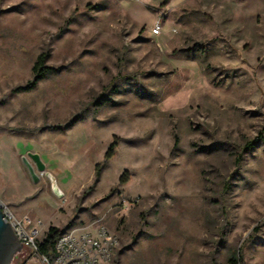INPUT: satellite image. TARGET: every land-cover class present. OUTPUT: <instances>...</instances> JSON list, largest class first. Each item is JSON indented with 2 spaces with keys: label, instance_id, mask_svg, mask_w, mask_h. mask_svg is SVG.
Wrapping results in <instances>:
<instances>
[{
  "label": "rangeland",
  "instance_id": "1",
  "mask_svg": "<svg viewBox=\"0 0 264 264\" xmlns=\"http://www.w3.org/2000/svg\"><path fill=\"white\" fill-rule=\"evenodd\" d=\"M0 205L112 264H264V0H0Z\"/></svg>",
  "mask_w": 264,
  "mask_h": 264
},
{
  "label": "built area",
  "instance_id": "2",
  "mask_svg": "<svg viewBox=\"0 0 264 264\" xmlns=\"http://www.w3.org/2000/svg\"><path fill=\"white\" fill-rule=\"evenodd\" d=\"M158 34L160 27L154 29ZM5 220L12 226L22 246L16 258L28 255V259L37 258L42 264H112L113 256L119 243L117 238L105 228L95 233L77 231L62 234L55 246V256L50 258L40 254L42 225L28 217L16 218L5 206H2ZM79 234V235H78Z\"/></svg>",
  "mask_w": 264,
  "mask_h": 264
},
{
  "label": "trees",
  "instance_id": "3",
  "mask_svg": "<svg viewBox=\"0 0 264 264\" xmlns=\"http://www.w3.org/2000/svg\"><path fill=\"white\" fill-rule=\"evenodd\" d=\"M46 59H47V55L46 54H43V55H41L38 58L37 62L35 63V66L33 68V72H34V75H35V80L32 83H30L28 86H26V87L18 88L15 92H17V93L33 92L37 88V85L41 81H43L46 77H48L50 75V73H51L50 69H48L45 66L46 65ZM73 126H74V121L71 122L69 125H67L65 127V129H69V128L73 127ZM56 129H58V128H56ZM116 146H117V144H114L111 147V149L109 150V152L107 153V155L105 157L106 161L111 160L115 156ZM103 169H104V164L97 165L96 172H95V177H96L95 182L96 183L100 180L102 172H103ZM125 177L121 178L120 182L122 184L127 183ZM64 233L65 232L62 231L59 228L51 227L49 229L48 233L46 234V237H45L44 241L40 244V254L48 256V257L53 259L54 256H55L56 243H57L59 237L62 234H64ZM27 260L28 259L22 260L21 264H25ZM230 263L231 264H240L241 261H240V259L235 257V258H232L230 260Z\"/></svg>",
  "mask_w": 264,
  "mask_h": 264
},
{
  "label": "water",
  "instance_id": "4",
  "mask_svg": "<svg viewBox=\"0 0 264 264\" xmlns=\"http://www.w3.org/2000/svg\"><path fill=\"white\" fill-rule=\"evenodd\" d=\"M39 168L43 170L42 166ZM30 170L35 177L31 167ZM22 246L12 226L5 220V214L0 206V264H12L17 254L21 252Z\"/></svg>",
  "mask_w": 264,
  "mask_h": 264
},
{
  "label": "crops",
  "instance_id": "5",
  "mask_svg": "<svg viewBox=\"0 0 264 264\" xmlns=\"http://www.w3.org/2000/svg\"><path fill=\"white\" fill-rule=\"evenodd\" d=\"M31 262H36V263H38V264H42V263L40 262V260L37 259V258L28 259V260L26 261L25 264H30Z\"/></svg>",
  "mask_w": 264,
  "mask_h": 264
},
{
  "label": "flooded vegetation",
  "instance_id": "6",
  "mask_svg": "<svg viewBox=\"0 0 264 264\" xmlns=\"http://www.w3.org/2000/svg\"><path fill=\"white\" fill-rule=\"evenodd\" d=\"M22 261V258H14V260H13V262H12V264H20V262Z\"/></svg>",
  "mask_w": 264,
  "mask_h": 264
}]
</instances>
